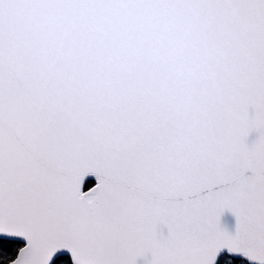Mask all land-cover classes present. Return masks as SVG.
<instances>
[{
  "label": "snow or ice",
  "instance_id": "1",
  "mask_svg": "<svg viewBox=\"0 0 264 264\" xmlns=\"http://www.w3.org/2000/svg\"><path fill=\"white\" fill-rule=\"evenodd\" d=\"M0 264H264V0H0Z\"/></svg>",
  "mask_w": 264,
  "mask_h": 264
}]
</instances>
